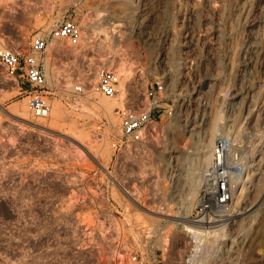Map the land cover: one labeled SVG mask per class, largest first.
Listing matches in <instances>:
<instances>
[{"label":"rangeland","instance_id":"374dc122","mask_svg":"<svg viewBox=\"0 0 264 264\" xmlns=\"http://www.w3.org/2000/svg\"><path fill=\"white\" fill-rule=\"evenodd\" d=\"M64 19L83 36L77 46L50 40L42 56L48 117L35 116L31 95L0 65V264H123L134 257L180 264L190 247L175 236L176 217L189 220L204 187L193 194L179 177L195 133L224 116L221 134L242 158L254 154L255 170L264 168V0H0V44L28 49L34 33ZM104 70L127 87L108 99L120 109H148V88L166 85L137 143L115 149L116 110L110 116L94 108L105 99L95 91ZM15 108L26 122L10 113ZM248 193L225 217L200 225L246 217L264 187ZM247 229L232 223L211 263L264 264V205Z\"/></svg>","mask_w":264,"mask_h":264},{"label":"built area","instance_id":"2783aa9c","mask_svg":"<svg viewBox=\"0 0 264 264\" xmlns=\"http://www.w3.org/2000/svg\"><path fill=\"white\" fill-rule=\"evenodd\" d=\"M82 27L72 19H64L58 23L49 33H34L29 42L28 49H13L0 45V65L4 68L7 78L16 82L22 92L31 95V108L35 116L46 118L49 116L50 107L43 100L42 93L47 87V76L43 63V54L50 44V40L67 42L71 46H77L82 40ZM120 76L112 70L101 72L95 91L100 95L114 99L120 93ZM29 87L30 90L25 89ZM164 82L156 81L147 91L149 108L136 110L132 108L117 109L116 115L120 121V139L113 143L115 149L129 142L137 143L143 139L148 126L153 122L155 110L159 105V95L164 92ZM77 94H84L82 86L75 89ZM173 114L172 108L167 112ZM228 136L222 134L216 140L213 160L206 172L204 187L201 191L194 214L188 219L194 224L213 223L214 218H223L230 211L231 202L230 179L231 172L227 169V160L231 164L245 165V161L238 149L230 148ZM123 264H148L143 259L134 257Z\"/></svg>","mask_w":264,"mask_h":264},{"label":"bare ground","instance_id":"6f19581e","mask_svg":"<svg viewBox=\"0 0 264 264\" xmlns=\"http://www.w3.org/2000/svg\"><path fill=\"white\" fill-rule=\"evenodd\" d=\"M254 50H256V48H254ZM262 54H263L262 59H264V47ZM119 86H120L119 89H121L123 94L125 95L127 93L126 91H128L125 83L122 81L120 82ZM108 99L109 98L105 97V99H102L100 101L97 100L99 102L94 101L96 103L94 108L98 110H103L104 112H106L108 115L111 116L114 114V111L121 108L122 105H117L115 103H112L113 101L112 102L110 101L111 102L110 103ZM10 113L15 115L17 119H20L25 122L27 121L26 118L24 117L23 112L21 113V111L16 108L13 109L12 112L10 111ZM223 120H224V116L217 114L214 118H212L209 126L203 132L197 131L195 133L196 137L194 138L195 140L192 147L193 156L189 161L188 165H186L183 168V170H180L181 173L179 176L181 177L183 175L182 177H184V179L188 183H190L192 192L191 191L189 192L193 194H195L194 192L195 188L197 187L199 188L200 185L202 186V184L205 183L204 182V177L206 176L205 172H207V169L211 166L213 160L214 142L219 138L220 135H222L221 133L223 132V125L225 122V121L223 122ZM35 126L39 127L42 130L50 129L47 126L44 125L42 126L40 124H35ZM62 135H66V134L63 133ZM256 137L260 139L259 135H256ZM237 139H239V136H236L235 141H237ZM227 141L228 144L230 145V148L233 149L234 146L233 142L230 139H227ZM254 157H255L254 154L252 156H245L243 159H245L246 163L245 165H240V166L232 165L230 158L227 160L228 162L227 169L232 174V177L230 179L231 202L228 208L232 206L234 207V204L238 202V199L245 196L249 191L255 192V195L258 194L260 195V191L262 190V187H264V185H262L264 168H260V171L255 170L256 163ZM261 159L262 158H260L259 162L261 161ZM191 193L188 194L189 195V197L187 198L188 200L193 198V196L192 197L190 196ZM127 196L130 195L127 194ZM130 198L136 205H138V201L135 198L133 197ZM263 205H264V194L262 195L260 200L250 208L251 212L246 217H243L241 220H238L239 216L241 217L242 215L246 214V212H241L239 213V216H236L234 218L232 217L231 218L232 221L230 223L211 226V227L191 223L189 220L187 221L186 218H184V216H179V218L176 217V221H177L176 224L178 225V227L175 236L177 238L181 236L184 237L187 241L186 243H188L190 247L189 251L182 252L180 256V264H210L212 257L214 256L213 253L217 252V251L214 252V250L218 249L219 251L220 248H222L225 245L227 238L229 236L228 234L229 227L232 225V223H236V224L240 223V227L242 229L244 228L247 229L246 226H248L247 230L251 229L252 226L255 224ZM139 207L141 209H144L143 205H139ZM188 207H190L189 202H187L186 205H184V208H188ZM172 223H175V221ZM260 255L262 256V258H264V252L261 253Z\"/></svg>","mask_w":264,"mask_h":264},{"label":"crops","instance_id":"0c3cea01","mask_svg":"<svg viewBox=\"0 0 264 264\" xmlns=\"http://www.w3.org/2000/svg\"><path fill=\"white\" fill-rule=\"evenodd\" d=\"M32 22H33V21H30V22H29V28H32V26L34 25V24H32ZM21 23H23V24H24V23H25V21H21Z\"/></svg>","mask_w":264,"mask_h":264}]
</instances>
